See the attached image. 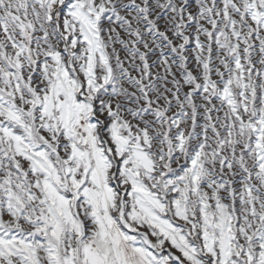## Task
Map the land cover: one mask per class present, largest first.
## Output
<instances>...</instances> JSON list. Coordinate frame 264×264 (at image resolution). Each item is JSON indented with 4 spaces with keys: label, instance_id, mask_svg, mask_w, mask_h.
Returning <instances> with one entry per match:
<instances>
[{
    "label": "snow or ice",
    "instance_id": "1",
    "mask_svg": "<svg viewBox=\"0 0 264 264\" xmlns=\"http://www.w3.org/2000/svg\"><path fill=\"white\" fill-rule=\"evenodd\" d=\"M0 264H264V0H0Z\"/></svg>",
    "mask_w": 264,
    "mask_h": 264
}]
</instances>
